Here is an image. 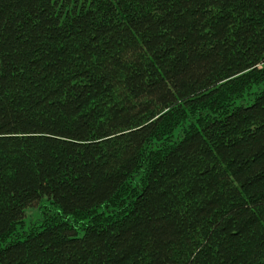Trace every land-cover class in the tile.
<instances>
[{
  "label": "trees",
  "instance_id": "trees-1",
  "mask_svg": "<svg viewBox=\"0 0 264 264\" xmlns=\"http://www.w3.org/2000/svg\"><path fill=\"white\" fill-rule=\"evenodd\" d=\"M263 59L264 0H0V264H264Z\"/></svg>",
  "mask_w": 264,
  "mask_h": 264
},
{
  "label": "rangeland",
  "instance_id": "rangeland-1",
  "mask_svg": "<svg viewBox=\"0 0 264 264\" xmlns=\"http://www.w3.org/2000/svg\"><path fill=\"white\" fill-rule=\"evenodd\" d=\"M44 206H47L46 208L50 210V212L52 211V207L50 206V204H48L46 200H44L41 205L32 209H28L26 211V217L24 220L26 228H28V226L30 225H35L36 223H39L40 219L42 218L41 210L44 208Z\"/></svg>",
  "mask_w": 264,
  "mask_h": 264
},
{
  "label": "built area",
  "instance_id": "built-area-1",
  "mask_svg": "<svg viewBox=\"0 0 264 264\" xmlns=\"http://www.w3.org/2000/svg\"><path fill=\"white\" fill-rule=\"evenodd\" d=\"M264 67V59L261 61L259 68H263Z\"/></svg>",
  "mask_w": 264,
  "mask_h": 264
},
{
  "label": "bare ground",
  "instance_id": "bare-ground-1",
  "mask_svg": "<svg viewBox=\"0 0 264 264\" xmlns=\"http://www.w3.org/2000/svg\"><path fill=\"white\" fill-rule=\"evenodd\" d=\"M261 63V62H260ZM260 63L257 65L259 67Z\"/></svg>",
  "mask_w": 264,
  "mask_h": 264
}]
</instances>
